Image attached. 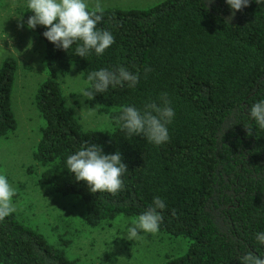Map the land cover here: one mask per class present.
<instances>
[{
  "label": "trees",
  "instance_id": "trees-1",
  "mask_svg": "<svg viewBox=\"0 0 264 264\" xmlns=\"http://www.w3.org/2000/svg\"><path fill=\"white\" fill-rule=\"evenodd\" d=\"M48 76L38 181L79 197L96 226L121 214L189 241L163 264H264V0H161L145 8L23 12ZM75 67L86 129L58 76ZM13 57L0 64V138L16 128ZM1 187V186H0ZM0 204V264L83 263Z\"/></svg>",
  "mask_w": 264,
  "mask_h": 264
},
{
  "label": "rangeland",
  "instance_id": "rangeland-1",
  "mask_svg": "<svg viewBox=\"0 0 264 264\" xmlns=\"http://www.w3.org/2000/svg\"><path fill=\"white\" fill-rule=\"evenodd\" d=\"M161 0H0V64L13 57L17 69L11 91L16 128L0 138V204L36 226L53 243L70 240L67 255L83 263L163 264L183 254L189 241L147 226L134 217L117 215L96 226L84 221L83 201L62 195L38 181L33 152L44 120L35 93L48 76L43 41L26 25L23 12L33 7L44 15L88 8H145ZM67 104L86 129H107L110 120L85 100L86 82L75 67L58 76Z\"/></svg>",
  "mask_w": 264,
  "mask_h": 264
}]
</instances>
